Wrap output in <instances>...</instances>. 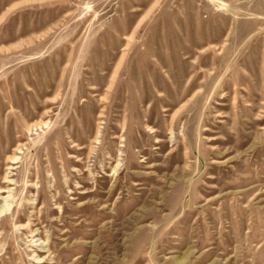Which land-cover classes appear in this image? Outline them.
I'll return each mask as SVG.
<instances>
[{
    "label": "rangeland",
    "instance_id": "374dc122",
    "mask_svg": "<svg viewBox=\"0 0 264 264\" xmlns=\"http://www.w3.org/2000/svg\"><path fill=\"white\" fill-rule=\"evenodd\" d=\"M0 264H264V0H0Z\"/></svg>",
    "mask_w": 264,
    "mask_h": 264
},
{
    "label": "bare ground",
    "instance_id": "6f19581e",
    "mask_svg": "<svg viewBox=\"0 0 264 264\" xmlns=\"http://www.w3.org/2000/svg\"><path fill=\"white\" fill-rule=\"evenodd\" d=\"M2 210H3V208H2Z\"/></svg>",
    "mask_w": 264,
    "mask_h": 264
}]
</instances>
